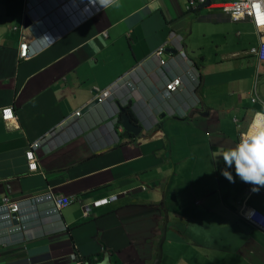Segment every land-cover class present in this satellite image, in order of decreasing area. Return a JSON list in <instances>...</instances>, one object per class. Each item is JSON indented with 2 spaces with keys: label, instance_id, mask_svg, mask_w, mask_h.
<instances>
[{
  "label": "crops",
  "instance_id": "0c3cea01",
  "mask_svg": "<svg viewBox=\"0 0 264 264\" xmlns=\"http://www.w3.org/2000/svg\"><path fill=\"white\" fill-rule=\"evenodd\" d=\"M28 5L0 0V109L11 106L18 126L6 130L0 120V206L3 197L17 203L22 220L0 221V264H74L72 253L85 264H152L164 218L160 264H264V234L241 218L248 210L264 216V187L252 192L234 174L229 183L216 157L262 111L252 97L264 100L256 58L203 56L218 46L212 26L227 16L215 5L188 10L186 0H112L44 44L19 29ZM232 23H243L258 44L247 21ZM21 32L38 51L26 62L16 59ZM176 37L199 71L201 105L140 138L105 136L110 112L98 105L83 112L94 92L133 70V83L153 98L161 78L141 77L153 68L146 58L164 43L174 49ZM178 98L184 109L186 94ZM77 109L84 135L38 150V170L28 173L27 144ZM49 192L71 204L55 212ZM112 195L117 201L82 216L84 205Z\"/></svg>",
  "mask_w": 264,
  "mask_h": 264
},
{
  "label": "clouds",
  "instance_id": "9594fccd",
  "mask_svg": "<svg viewBox=\"0 0 264 264\" xmlns=\"http://www.w3.org/2000/svg\"><path fill=\"white\" fill-rule=\"evenodd\" d=\"M30 1H31V5L26 6V14L24 16V18L27 17L29 21V25L24 28L23 26L24 18H23V21L21 22V28L19 29L21 31H28L30 34H32L34 39L41 38V40L45 44L47 40L55 41L64 37L72 29L78 27L79 24L86 22L88 19H90L94 15L104 10L112 0H30ZM231 2L232 0H208L203 5H199V6L205 7V6L215 5L220 9L223 15L227 16L225 13H223L222 6L231 4ZM199 6H196L194 8H188L187 0H186V8L188 10L195 9ZM227 18L230 20L229 16H227ZM230 21L248 22V20L246 19L239 21H232V20ZM65 23H68V25L65 26L64 25ZM251 27L253 28L252 25ZM22 34L23 33L21 32L20 40L18 42V50H17L18 54L16 56V59L17 61L26 62L31 58H33L35 55H37L38 51L34 47L35 42L27 41L26 37ZM179 38L182 39V37ZM258 40H259V36H258ZM162 45L158 46L156 49H158ZM178 50L183 52L187 59V63L186 65L184 64L185 66L183 67L177 66L174 61L173 57L176 53L175 49L168 48L167 46H164V51L159 55V57H151V54L154 51L147 56L146 61L152 64L153 68H151L150 71L147 70L146 72H141V77L144 80H147L150 74H152V72H156L161 78V85L159 86V90H157L153 98H148L144 96V94L141 93V91L139 90V87L133 83V81L130 78V75H133L132 74L133 70L118 77L116 80H114L104 89L94 92V94L92 95L91 99L88 102V106L95 102L96 104L93 106L96 105L101 106V108L108 110L111 115V121H109L106 124L104 129L105 136L111 132L115 135L116 140H118L119 136L122 135L127 136L129 138H140L143 135H148L153 130H156L159 127L161 120L166 118L184 119L189 114H191L193 110L197 109L201 105L199 98L195 93V90L199 84L198 81L200 78L199 71L196 68V65H194V63L189 60L186 52L180 46ZM248 51H247V55H249ZM160 60L165 62L163 66L160 65L159 62ZM180 70L190 71L191 75L195 77V82L194 83L190 82L188 77L186 79H182V85L179 88V90L170 98L168 99L164 98L163 96L164 86L168 82H170L173 78L178 77L179 75L178 72ZM119 80H121L122 82L121 86L124 87L125 93H123L121 90L118 89L119 85H116V82ZM105 93H108V95H105ZM180 93H184L187 96V100H185L184 109L179 108L181 102L177 101L179 99L178 97ZM87 107H85L84 109H86ZM3 108H7L10 110V119L7 121L2 119L1 110ZM3 108L0 109V120L4 128L6 130H12L14 128H17L18 127L17 117L13 111V108L11 106H6ZM168 108L174 114H170L168 112ZM125 109H127L132 115L135 121L134 123H132L131 120L125 115L124 113ZM121 110L123 111L122 113L129 119L130 123L133 126L140 129V132L136 137L131 134H126L124 132L121 126V119H120ZM76 113H78V116H75ZM255 115L257 116L256 118ZM158 116H160L161 118L160 120L157 119ZM81 117H82V109H77L74 112L62 118L61 120H59L48 131L40 134L35 140L27 144L24 154L30 148L31 145H33L36 142L44 140L39 145V147L34 150V155L36 157V162H35L36 168L34 169V171L28 170L26 160L23 154L25 167L28 173H36L38 170V159L36 156V152L38 150L46 148L49 145H55V144L66 145L72 143L75 140H78L82 135H84V132L80 126ZM47 137L49 138L46 139ZM217 156H219L223 162V167L220 170L221 175L229 183L234 182L233 179V174H234L236 179H238L239 181L245 184L250 185V191L252 192H257L260 190L261 187H264V110L263 108L261 112L253 113L247 131L238 135L237 142L232 147L217 153L216 157ZM229 169H231V171H229ZM141 189H143V186L141 187ZM49 194H53V193L49 192ZM66 198L69 200V203L66 206L68 207L71 204V199L68 197ZM115 201H117V196L112 195L97 200L95 202H92L88 206L84 205L82 208V216L86 217L87 212L91 208L97 209L100 207H104ZM66 207L58 211H61ZM54 211L58 212L55 209ZM6 221L11 222L14 225L19 224V222L22 223L20 214H19V221H14V220L13 221L6 220ZM72 256L75 257L76 260H79L81 264H85V262H82V260L79 259V256H77L75 253H72L69 256V258L74 264H76L75 262L76 260L75 261L72 260L71 259Z\"/></svg>",
  "mask_w": 264,
  "mask_h": 264
},
{
  "label": "built area",
  "instance_id": "2783aa9c",
  "mask_svg": "<svg viewBox=\"0 0 264 264\" xmlns=\"http://www.w3.org/2000/svg\"><path fill=\"white\" fill-rule=\"evenodd\" d=\"M207 1L208 0H187V7L194 8L196 6L203 5ZM222 11L227 16H229L230 20L232 21L246 19L253 26L256 34L259 36V43L256 47L250 48L248 54L256 58L257 62L261 66V72L264 75V22H261V20H264V0H232L231 4L222 6ZM171 36L172 35H169V37ZM180 40V38L176 37L169 44H172L176 51L173 57L176 65L179 67H183L186 65L187 59L184 53L178 50ZM165 45L166 43L156 49L151 54V57H159V55L164 51ZM159 62L161 66L165 64V62L162 60H160ZM178 73V77L173 78L164 86V98H170L179 90L182 85V79H186L188 77L190 82H195V77L191 75L190 71L180 70ZM121 83V80H119L116 82V85H119L118 89L125 93L124 87L121 86ZM105 95H108V93H105ZM250 102L258 103L264 110V100L259 99L256 95L253 96ZM168 112L170 114H174L169 108ZM1 115L2 119L6 121L9 120L10 110L7 108H3L1 110ZM75 116H78V113H76ZM256 117L257 116L255 115V118ZM48 138L49 137H47L46 139ZM43 141H39L31 145L24 154L27 168L30 171H34V169L36 168V157L34 155V150L37 149ZM47 199L50 201L53 208L57 211L66 207L69 203V200L65 196L61 195L49 194L47 195ZM19 214L20 209L18 204L10 202L6 197L2 198L0 207V220L19 221ZM241 216L250 225L264 233V216L262 214L253 210H248L244 212V214H241ZM71 259L74 261L76 260V258L73 256L71 257ZM75 262L76 264H81L79 260H76Z\"/></svg>",
  "mask_w": 264,
  "mask_h": 264
},
{
  "label": "rangeland",
  "instance_id": "374dc122",
  "mask_svg": "<svg viewBox=\"0 0 264 264\" xmlns=\"http://www.w3.org/2000/svg\"><path fill=\"white\" fill-rule=\"evenodd\" d=\"M212 27L217 30L218 46L216 44V46L209 47L207 50L203 49V56L206 59L210 58L212 61H217V57L221 54L226 55L231 52L243 53L244 55L250 49V43L253 42V45L256 44L257 39L255 40L249 34L243 23H232L227 19H221ZM200 39L202 44H208V37L205 36ZM243 58L240 60H243ZM247 61L248 58L245 59V64H247ZM260 84L262 90H264V76L260 78Z\"/></svg>",
  "mask_w": 264,
  "mask_h": 264
},
{
  "label": "water",
  "instance_id": "95a60500",
  "mask_svg": "<svg viewBox=\"0 0 264 264\" xmlns=\"http://www.w3.org/2000/svg\"><path fill=\"white\" fill-rule=\"evenodd\" d=\"M29 25V21L27 19V17L24 18V28L27 27ZM96 103H92L90 104L86 109H84L83 111H86L87 109H89L90 107H92L93 105H95ZM123 111L121 110V115H120V119H121V126L124 130V132L126 134H131L133 136H137L140 132V129L133 126L129 119L122 113ZM15 223V222H14ZM166 220L164 218L163 220V228H162V237H161V241L164 235V226H165ZM161 241L158 243L157 247H156V254H155V258L152 262V264H160V260H161Z\"/></svg>",
  "mask_w": 264,
  "mask_h": 264
},
{
  "label": "trees",
  "instance_id": "16d2710c",
  "mask_svg": "<svg viewBox=\"0 0 264 264\" xmlns=\"http://www.w3.org/2000/svg\"><path fill=\"white\" fill-rule=\"evenodd\" d=\"M124 113L131 120L132 123L135 122L132 115L130 114V112L127 109L124 110Z\"/></svg>",
  "mask_w": 264,
  "mask_h": 264
},
{
  "label": "snow or ice",
  "instance_id": "6c2138e0",
  "mask_svg": "<svg viewBox=\"0 0 264 264\" xmlns=\"http://www.w3.org/2000/svg\"><path fill=\"white\" fill-rule=\"evenodd\" d=\"M261 22H264V20H261Z\"/></svg>",
  "mask_w": 264,
  "mask_h": 264
}]
</instances>
